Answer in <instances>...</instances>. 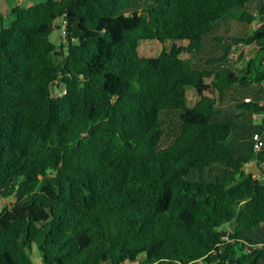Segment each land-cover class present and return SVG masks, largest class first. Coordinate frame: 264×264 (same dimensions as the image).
I'll return each instance as SVG.
<instances>
[{"label":"trees","instance_id":"16d2710c","mask_svg":"<svg viewBox=\"0 0 264 264\" xmlns=\"http://www.w3.org/2000/svg\"><path fill=\"white\" fill-rule=\"evenodd\" d=\"M124 1L18 0L0 16V264H264V103L222 106L264 86V4L152 0L144 15ZM231 17L262 23L217 35ZM153 40L188 45L141 56ZM244 46L256 54L237 67Z\"/></svg>","mask_w":264,"mask_h":264},{"label":"rangeland","instance_id":"374dc122","mask_svg":"<svg viewBox=\"0 0 264 264\" xmlns=\"http://www.w3.org/2000/svg\"><path fill=\"white\" fill-rule=\"evenodd\" d=\"M46 0H21L22 5H28V4H37L40 2H45ZM18 2V0H0V8H1V17L3 18V24L4 26H9L12 21L14 20L13 15L11 14V10L13 6ZM152 4V0H126L120 4L119 12H128L129 14L132 13L131 10L140 9V13L146 15L150 5ZM264 4V0H254L252 4L253 9H257L260 7L259 5ZM262 23L260 19H257L250 25H246L245 23L239 22L236 20L235 17H231L228 20H225L221 24L217 26V35H221L224 37L227 36H246L252 34ZM53 32L50 36L51 41L56 46V51L61 55L60 53L65 51L66 43L65 39L61 35L60 31L57 29V23H54L53 25ZM182 46L185 47L188 45L187 41H167L165 44H161L158 41H142L139 45V53L141 56L144 57H157L160 55V53L163 50L170 51L173 47V45ZM239 47H241L239 45ZM236 48V46L234 47ZM235 52V53H234ZM233 53L229 55V61L230 62H237V59L240 56V53L242 52V55L244 57V61L248 58L253 57L256 54V48L254 46H244L242 49L236 53V50H234ZM184 58H189L187 54H183ZM61 56H56V61H60ZM237 67L241 66L243 62H237ZM207 82H210V80H207ZM254 88L251 89H243L241 87H236L232 92L229 93V95H226L224 101H223V108L227 110H233L236 111V113H241V109H237V104L239 102L244 101L246 97H250L252 101L259 100L262 103H264V86H253ZM63 88H59L54 86L52 88V93L54 96H60L62 95ZM248 94L249 96H245ZM238 99V100H237ZM187 104L188 106L192 107L196 104L198 101V95L196 91L192 88L187 89ZM254 125L260 126L258 121H254ZM166 141H163V144L166 146L171 143L170 139H165ZM244 169L248 173H253L257 177H261L262 171L259 169L256 162H251L250 164L244 165ZM13 203V200H11ZM4 206V204H1L0 202V208ZM33 259L36 261L37 264H41V259L39 256V253L37 251H34L32 253Z\"/></svg>","mask_w":264,"mask_h":264},{"label":"built area","instance_id":"2783aa9c","mask_svg":"<svg viewBox=\"0 0 264 264\" xmlns=\"http://www.w3.org/2000/svg\"><path fill=\"white\" fill-rule=\"evenodd\" d=\"M67 26H68V22L66 16L64 15L63 17L59 18L57 21V29L60 31L64 39L66 37ZM244 102H252V99L250 97H247L244 99ZM252 118L254 121L256 122L258 121L260 126L264 127V113L254 112L252 114ZM252 141H253V151L255 153L262 152L264 149V130H259L255 132L253 134Z\"/></svg>","mask_w":264,"mask_h":264},{"label":"crops","instance_id":"0c3cea01","mask_svg":"<svg viewBox=\"0 0 264 264\" xmlns=\"http://www.w3.org/2000/svg\"><path fill=\"white\" fill-rule=\"evenodd\" d=\"M253 2H254V0H252ZM252 88H254V87H252ZM245 95V94H244ZM245 96H249L248 94H246ZM247 98V97H246Z\"/></svg>","mask_w":264,"mask_h":264},{"label":"water","instance_id":"95a60500","mask_svg":"<svg viewBox=\"0 0 264 264\" xmlns=\"http://www.w3.org/2000/svg\"><path fill=\"white\" fill-rule=\"evenodd\" d=\"M0 202H1V198H0ZM2 212V208H0V213Z\"/></svg>","mask_w":264,"mask_h":264}]
</instances>
